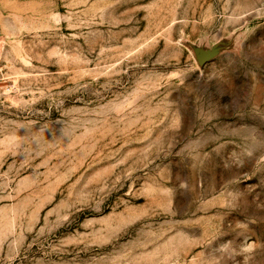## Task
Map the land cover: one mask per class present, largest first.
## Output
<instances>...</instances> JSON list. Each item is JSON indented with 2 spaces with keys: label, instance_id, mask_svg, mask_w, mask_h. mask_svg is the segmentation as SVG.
I'll return each instance as SVG.
<instances>
[{
  "label": "rangeland",
  "instance_id": "rangeland-1",
  "mask_svg": "<svg viewBox=\"0 0 264 264\" xmlns=\"http://www.w3.org/2000/svg\"><path fill=\"white\" fill-rule=\"evenodd\" d=\"M0 264H264V0H0Z\"/></svg>",
  "mask_w": 264,
  "mask_h": 264
}]
</instances>
